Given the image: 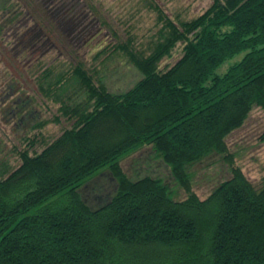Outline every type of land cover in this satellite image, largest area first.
<instances>
[{
    "label": "trees",
    "instance_id": "1",
    "mask_svg": "<svg viewBox=\"0 0 264 264\" xmlns=\"http://www.w3.org/2000/svg\"><path fill=\"white\" fill-rule=\"evenodd\" d=\"M160 23L147 50L116 47L140 74L121 94L80 63L63 80L45 69L70 127L40 152L28 142L16 167L0 163V264H264V177L252 185L226 145L264 112V0H213L196 18ZM143 148L185 198L160 179H129L121 162ZM213 154L230 178L201 200L188 168ZM103 172L116 191L92 209L80 189Z\"/></svg>",
    "mask_w": 264,
    "mask_h": 264
},
{
    "label": "rangeland",
    "instance_id": "2",
    "mask_svg": "<svg viewBox=\"0 0 264 264\" xmlns=\"http://www.w3.org/2000/svg\"><path fill=\"white\" fill-rule=\"evenodd\" d=\"M212 2L0 0V163L16 167L17 152L27 150L28 142L35 141L33 150L40 152L70 127L53 102L59 86L51 78L45 84L40 80L45 69L53 68L51 75L60 73L63 80L70 68L80 63L110 93L121 94L140 79V74L116 47L128 44L133 50H147L157 42L160 15L187 21L203 14ZM179 57V52H174L161 61L160 68L172 66ZM263 133L264 112L254 108L243 126L226 138L234 165L255 187L264 177V144L258 140ZM121 167L130 180L160 179L175 199L185 198L167 166L149 148L124 158ZM188 171L193 192L201 200L230 178L228 165L216 154ZM115 191L114 180L103 172L85 183L80 194L88 207L95 209L107 203Z\"/></svg>",
    "mask_w": 264,
    "mask_h": 264
}]
</instances>
